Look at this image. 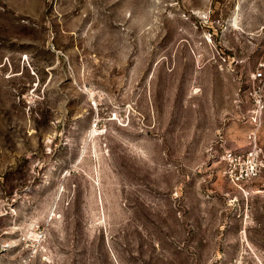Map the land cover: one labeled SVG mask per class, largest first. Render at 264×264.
Wrapping results in <instances>:
<instances>
[{
  "label": "rangeland",
  "instance_id": "1",
  "mask_svg": "<svg viewBox=\"0 0 264 264\" xmlns=\"http://www.w3.org/2000/svg\"><path fill=\"white\" fill-rule=\"evenodd\" d=\"M0 264H264V0H0Z\"/></svg>",
  "mask_w": 264,
  "mask_h": 264
},
{
  "label": "built area",
  "instance_id": "2",
  "mask_svg": "<svg viewBox=\"0 0 264 264\" xmlns=\"http://www.w3.org/2000/svg\"><path fill=\"white\" fill-rule=\"evenodd\" d=\"M262 148L254 136L247 149H226L223 154L224 174L243 192L247 184L258 178L263 167Z\"/></svg>",
  "mask_w": 264,
  "mask_h": 264
}]
</instances>
